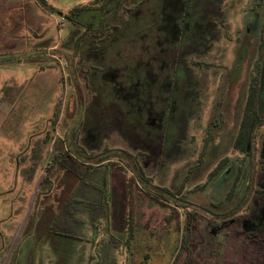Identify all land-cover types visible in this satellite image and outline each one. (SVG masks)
I'll return each instance as SVG.
<instances>
[{"label":"rangeland","instance_id":"1","mask_svg":"<svg viewBox=\"0 0 264 264\" xmlns=\"http://www.w3.org/2000/svg\"><path fill=\"white\" fill-rule=\"evenodd\" d=\"M182 1L0 0V264H264V0Z\"/></svg>","mask_w":264,"mask_h":264},{"label":"trees","instance_id":"2","mask_svg":"<svg viewBox=\"0 0 264 264\" xmlns=\"http://www.w3.org/2000/svg\"><path fill=\"white\" fill-rule=\"evenodd\" d=\"M109 2H107V3H109ZM78 10H80V9L73 8L68 17L73 18ZM112 33H113V31H110V33L108 35H112ZM110 39H112V37H110ZM120 47H118L117 49H119ZM259 55L261 57V61L258 62V66H257L258 69H257L256 75L254 76V78L250 82L249 92H248V96H247V99L245 102L243 117L241 119V122L239 125V130H238L237 136H236L235 141H234V148L241 151V152H244L246 149V146L249 144L248 143L249 139H247V138H248L250 128H251V126L253 127L256 124V122H255L254 125L253 124L251 125V121L253 120V118H260L259 115L257 114L256 109H257V104L260 102L261 99L264 98L261 95V93H262V85L261 84H264V71H262L264 68V24H263L262 32H261V42L259 45ZM246 141H247V143H246ZM75 163H78V162L76 160H74L72 162H68L66 160H63V164L65 165L66 168L70 169L72 172L77 173L78 168L75 165ZM238 233L239 234H245V237H247L248 239H254V238L259 237L258 233L256 231H251V232L245 233L244 231L240 230Z\"/></svg>","mask_w":264,"mask_h":264},{"label":"crops","instance_id":"3","mask_svg":"<svg viewBox=\"0 0 264 264\" xmlns=\"http://www.w3.org/2000/svg\"><path fill=\"white\" fill-rule=\"evenodd\" d=\"M111 9H113V10H115V8H114V6L113 7H110ZM107 20V19H106ZM116 20V18H113V19H110V22H114ZM123 20V19H122ZM115 23V22H114ZM117 24V23H116ZM113 29H115L114 27H113ZM113 29H111V31H113ZM110 37H111V35H108L107 37L105 36V40H108V39H110ZM141 46H142V44H140ZM117 49V48H116ZM117 54H119L120 56L122 55V51H120L119 49H117V50H115V51H112V55H117ZM125 54V53H124ZM148 54V53H147ZM131 56V54L129 55V56H125V57H130ZM117 57H119V56H117ZM145 57V60H148V59H151L152 57L148 54V55H145L144 56ZM138 58H142V57H138ZM82 62H84V63H88L89 65H90V67H91V65L93 64V62H91V60H90V58H82ZM112 66V65H111ZM131 74L133 75V76H131ZM130 75H128V80H130V81H132V85L135 83V82H137L138 81V78H137V74L135 73V72H132ZM77 160V162H78V164H80V165H84V166H87V167H93V166H100V161H98L96 164H91L89 161H82V160H80V159H76ZM81 182L82 183H84L85 185H87V184H89V183H87V182H84V180H81ZM97 185V184H96ZM98 186V185H97Z\"/></svg>","mask_w":264,"mask_h":264},{"label":"flooded vegetation","instance_id":"4","mask_svg":"<svg viewBox=\"0 0 264 264\" xmlns=\"http://www.w3.org/2000/svg\"><path fill=\"white\" fill-rule=\"evenodd\" d=\"M184 3H185V0H183L182 1V4H181V7L184 5ZM180 7V5H179V8H178V10L177 11H179L178 13H179V19L181 18V19H183V16H185V14L183 13V11H184V8H181ZM181 15V16H180ZM207 21H210V18H209V16L207 17ZM153 58V57H152ZM149 60V59H148ZM147 64L149 65V67L147 68V70L150 72L149 73V76H150V74H152V72H153V69L152 68H150V63L149 62H147ZM138 77V76H137ZM139 80V79H138ZM137 83L139 84V85H141L142 83H140V82H135L133 85H135V88H137ZM249 92V91H248ZM261 95L264 97V91L262 90V93H261ZM260 103H262L263 105H264V101H263V99H261L260 100Z\"/></svg>","mask_w":264,"mask_h":264},{"label":"built area","instance_id":"5","mask_svg":"<svg viewBox=\"0 0 264 264\" xmlns=\"http://www.w3.org/2000/svg\"><path fill=\"white\" fill-rule=\"evenodd\" d=\"M64 20H65L64 16H61L60 19L57 20V23L60 22V23L64 24Z\"/></svg>","mask_w":264,"mask_h":264}]
</instances>
